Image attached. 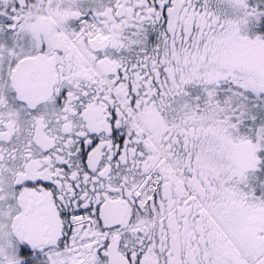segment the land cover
<instances>
[{"label": "snow or ice", "instance_id": "obj_1", "mask_svg": "<svg viewBox=\"0 0 264 264\" xmlns=\"http://www.w3.org/2000/svg\"><path fill=\"white\" fill-rule=\"evenodd\" d=\"M0 264H264V0H0Z\"/></svg>", "mask_w": 264, "mask_h": 264}]
</instances>
